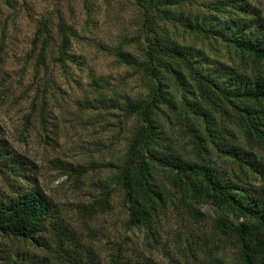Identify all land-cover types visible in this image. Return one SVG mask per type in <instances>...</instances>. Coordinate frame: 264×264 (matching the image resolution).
<instances>
[{
	"label": "trees",
	"instance_id": "trees-1",
	"mask_svg": "<svg viewBox=\"0 0 264 264\" xmlns=\"http://www.w3.org/2000/svg\"><path fill=\"white\" fill-rule=\"evenodd\" d=\"M129 2L138 11L130 38L140 43L139 53L121 46L111 52L131 68L142 90L131 95L112 89L108 78H91L94 94L84 101L115 117V138L126 147L107 164L111 172L97 182L98 193L75 205L80 224L90 228L115 193L126 232L143 229L158 241L160 221L170 217L177 224L174 244L183 242L195 264H264L262 9L250 0ZM3 3L13 8L15 0ZM51 25L42 16L31 38L43 69ZM58 27L55 59L65 67L69 36ZM36 98L29 109L40 105L42 114L47 101ZM57 161L61 174L80 183L82 165ZM34 167L0 125V179L9 189L0 192V264H161L144 252L132 255L128 235H119L107 254L86 245L75 217L34 183ZM203 204L212 206L211 215Z\"/></svg>",
	"mask_w": 264,
	"mask_h": 264
},
{
	"label": "rangeland",
	"instance_id": "rangeland-1",
	"mask_svg": "<svg viewBox=\"0 0 264 264\" xmlns=\"http://www.w3.org/2000/svg\"><path fill=\"white\" fill-rule=\"evenodd\" d=\"M250 1L264 13V0ZM42 16L49 18L53 34L46 69L36 65L31 44ZM138 21V11L129 0H15L13 8L0 0V125L13 148L33 161L34 183L62 211L75 217L73 223L86 245L107 254L119 235H128L126 245L134 256L144 252L161 264H195L184 243L179 240L177 247L173 242L177 225L173 218L160 221L158 241L147 237L143 229L126 232L119 194L114 193L107 210L92 218L90 228L80 224L82 219L75 213V205L89 202L98 193L97 182L111 172L107 164L126 147L124 139L115 138V117L84 99L89 96L91 100L94 94L92 77L108 78L112 89L124 88L131 95L142 90L131 68L120 64L111 52L112 47L121 46L139 53L140 43L130 38ZM58 23L69 36L71 57L65 67L55 59L62 34ZM34 95L47 101L42 114L40 105L33 112L29 109ZM133 121L132 117L126 119L128 125ZM57 159L83 166L80 183L60 173ZM0 192H9L1 179ZM201 210L213 213L208 204L201 205ZM208 222V216H203L200 224Z\"/></svg>",
	"mask_w": 264,
	"mask_h": 264
}]
</instances>
